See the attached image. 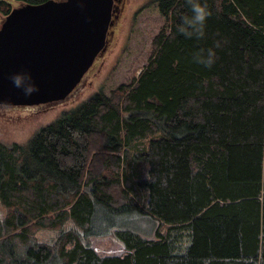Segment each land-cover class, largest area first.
<instances>
[{
  "label": "trees",
  "instance_id": "obj_1",
  "mask_svg": "<svg viewBox=\"0 0 264 264\" xmlns=\"http://www.w3.org/2000/svg\"><path fill=\"white\" fill-rule=\"evenodd\" d=\"M198 2L203 38L178 31L186 0H147L165 25L137 77L0 142V264H264V0ZM209 48L211 68L194 60ZM157 130L135 177L128 149ZM139 217L153 238L130 228ZM106 236L121 254L92 247Z\"/></svg>",
  "mask_w": 264,
  "mask_h": 264
},
{
  "label": "water",
  "instance_id": "obj_2",
  "mask_svg": "<svg viewBox=\"0 0 264 264\" xmlns=\"http://www.w3.org/2000/svg\"><path fill=\"white\" fill-rule=\"evenodd\" d=\"M114 0H45L13 6L0 24V105L65 99L107 48ZM30 73L38 91L24 96L10 75Z\"/></svg>",
  "mask_w": 264,
  "mask_h": 264
},
{
  "label": "rangeland",
  "instance_id": "obj_3",
  "mask_svg": "<svg viewBox=\"0 0 264 264\" xmlns=\"http://www.w3.org/2000/svg\"><path fill=\"white\" fill-rule=\"evenodd\" d=\"M5 1L13 4L12 0ZM146 1L124 0L123 9L114 23L113 36L108 42L106 51L95 59L68 97L42 106L8 107L0 105V142L25 143L39 127L58 117L64 110L86 100L94 91L103 89L106 94H109L110 90L117 85L128 83L129 80L137 77L142 67L148 63L153 37L165 25L164 19L159 16L154 5L140 9ZM161 135L162 131L157 130L136 140L129 147L127 157L131 158L130 170L135 177L147 176L148 162L140 160L137 156L148 146L147 143L151 139H156ZM141 192L140 203L145 206L148 192L144 189ZM0 213H2L1 208ZM130 228L151 239L154 236L155 222L152 219L145 220L139 217L133 221ZM52 235L50 231H42L37 237L49 240ZM90 242L92 247L103 256L119 255L123 252L121 244L112 236L92 237Z\"/></svg>",
  "mask_w": 264,
  "mask_h": 264
},
{
  "label": "clouds",
  "instance_id": "obj_4",
  "mask_svg": "<svg viewBox=\"0 0 264 264\" xmlns=\"http://www.w3.org/2000/svg\"><path fill=\"white\" fill-rule=\"evenodd\" d=\"M186 3L190 7L191 17H182V24L179 27L178 31L183 34L186 38H203L205 32V23L207 18L211 15L208 10L207 4H201L198 0H186ZM219 42L216 43V47H219ZM216 53L214 49L209 48L206 51L201 49L199 53L194 56V60L197 63L203 64L205 67L211 68L215 63ZM9 79L11 80L13 87L21 89L23 95L28 97L33 93L37 92L39 89L34 84L30 73H13L10 75ZM2 219V217H0Z\"/></svg>",
  "mask_w": 264,
  "mask_h": 264
},
{
  "label": "flooded vegetation",
  "instance_id": "obj_5",
  "mask_svg": "<svg viewBox=\"0 0 264 264\" xmlns=\"http://www.w3.org/2000/svg\"><path fill=\"white\" fill-rule=\"evenodd\" d=\"M121 2V3H120ZM124 4V0H114V12H113V16L111 18H113V22L115 23L116 19L118 18L120 12L123 9V5ZM120 11V12H119ZM113 26H110L109 30H108V34H107V47H108V42L111 40L112 36H113ZM90 69V68H89ZM37 106H42V105H37Z\"/></svg>",
  "mask_w": 264,
  "mask_h": 264
},
{
  "label": "crops",
  "instance_id": "obj_6",
  "mask_svg": "<svg viewBox=\"0 0 264 264\" xmlns=\"http://www.w3.org/2000/svg\"><path fill=\"white\" fill-rule=\"evenodd\" d=\"M12 2H13V4H12L13 6H16V5H17V2H16L15 0H12ZM2 19H3V18H2L1 15H0V23L2 22Z\"/></svg>",
  "mask_w": 264,
  "mask_h": 264
},
{
  "label": "bare ground",
  "instance_id": "obj_7",
  "mask_svg": "<svg viewBox=\"0 0 264 264\" xmlns=\"http://www.w3.org/2000/svg\"><path fill=\"white\" fill-rule=\"evenodd\" d=\"M120 3H121V2H120ZM122 6H123V5H122ZM119 12H120V11H119ZM121 16H122V15H121ZM118 17H119V16H118ZM119 20H120V19H119ZM119 20H118V21H119ZM132 182H133V181H132ZM131 184H132V183H131ZM133 186H134V185H133ZM137 190H138V189H137ZM139 197H140V196H139Z\"/></svg>",
  "mask_w": 264,
  "mask_h": 264
}]
</instances>
